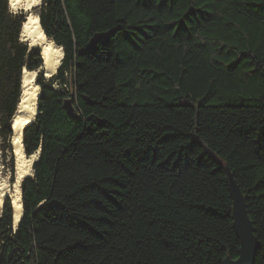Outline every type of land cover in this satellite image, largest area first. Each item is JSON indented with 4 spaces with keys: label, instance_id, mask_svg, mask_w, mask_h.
Here are the masks:
<instances>
[{
    "label": "trees",
    "instance_id": "trees-1",
    "mask_svg": "<svg viewBox=\"0 0 264 264\" xmlns=\"http://www.w3.org/2000/svg\"><path fill=\"white\" fill-rule=\"evenodd\" d=\"M25 20L0 0L4 150L24 69L42 87L23 131L41 153L16 229L9 196L0 209V264H223L240 247L228 172L264 264V0H43L72 91L44 77Z\"/></svg>",
    "mask_w": 264,
    "mask_h": 264
},
{
    "label": "bare ground",
    "instance_id": "bare-ground-1",
    "mask_svg": "<svg viewBox=\"0 0 264 264\" xmlns=\"http://www.w3.org/2000/svg\"><path fill=\"white\" fill-rule=\"evenodd\" d=\"M43 0H10V8L14 12H26V20L22 27V37L32 46H38L43 55V69L47 77L52 76L60 66L64 57V49L50 39L40 21V16L34 11ZM35 70L24 69L22 77V98L13 118L15 132L11 143L16 157L15 177L11 183L0 181V204L3 205L6 196H10L13 206V221L17 225L23 215L22 182L25 177L33 175V163L38 152L27 155L23 143L24 128L31 123L38 111V95L41 86L35 80Z\"/></svg>",
    "mask_w": 264,
    "mask_h": 264
},
{
    "label": "water",
    "instance_id": "water-1",
    "mask_svg": "<svg viewBox=\"0 0 264 264\" xmlns=\"http://www.w3.org/2000/svg\"><path fill=\"white\" fill-rule=\"evenodd\" d=\"M9 2H10V0H9ZM11 11H12V9H11ZM109 35H110L109 32H98V33H96L91 38V40L87 46V49L96 47V45L100 39H108ZM22 40H23V38H22ZM30 47H36V46L30 45ZM41 55H42V53H41ZM36 71L38 74V70H36ZM41 93H42V87H41L40 94L38 95V111H37L36 116L32 122H34L36 120L37 114L39 113V99H40ZM21 98H22V96H21ZM63 106L71 116H77L78 115V111L76 108L74 97H72V96L66 97L64 100ZM17 110H18V108H17ZM13 118H14V116H13ZM13 118L11 120L12 127H13ZM14 132H15V130L13 127V133ZM40 153H41V149H39V151H38L37 159L40 156ZM228 181H229V185H230L231 196L233 199V207H232L233 227H234L236 235L240 241V247L238 250V257L232 258L230 256H227L224 258L223 264H255L256 254H257L258 248L260 247V241L258 240V237L255 234V232H256L255 224H254V221L251 219V216H250V213H249V210L247 207V203H246V197H245L244 193L242 192L240 186L237 184L236 180L232 177V175L229 172H228ZM2 209H3V205H2ZM19 222L17 225H15L14 221H13L14 229H16L18 227Z\"/></svg>",
    "mask_w": 264,
    "mask_h": 264
},
{
    "label": "rangeland",
    "instance_id": "rangeland-1",
    "mask_svg": "<svg viewBox=\"0 0 264 264\" xmlns=\"http://www.w3.org/2000/svg\"><path fill=\"white\" fill-rule=\"evenodd\" d=\"M42 6H43V1H42V3L39 6L34 8V11L39 16H41ZM21 11H23V10H20V12ZM23 12L26 13L25 11H23ZM25 42H27V41H25ZM58 75H59V72H58V69H57V71L52 76L47 77L44 74V77H46V79L48 81L50 80L54 87H56L58 89L65 88L66 90H71L72 91V85L71 84H69V85L62 84L59 81ZM36 79H37V75H36L35 80ZM12 165H13V168H12ZM15 167H16V157H15L14 151L10 150L9 148L4 150L2 148V146H0V181H7L8 183H11L14 180V177H15L14 176L15 175ZM0 209H2V205L1 204H0Z\"/></svg>",
    "mask_w": 264,
    "mask_h": 264
}]
</instances>
